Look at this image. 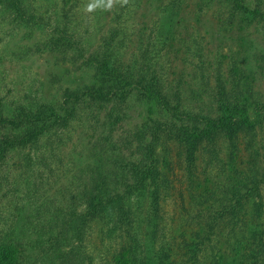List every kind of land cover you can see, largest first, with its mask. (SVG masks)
<instances>
[{"label": "trees", "instance_id": "trees-1", "mask_svg": "<svg viewBox=\"0 0 264 264\" xmlns=\"http://www.w3.org/2000/svg\"><path fill=\"white\" fill-rule=\"evenodd\" d=\"M60 1V10L55 4L52 15L37 13L25 0H0V11L6 13L3 18L11 31L25 30L28 47L33 46L35 53L53 54L55 63L68 65L71 72L91 73L93 81L63 87L57 99L49 101L26 96L25 103L16 101L8 107L0 98V173L2 168H15L12 153L28 149L22 161L30 181L23 179V184L26 192L31 191L29 185L37 191L42 170L45 181L65 177L56 172L60 166L56 154L69 140L73 126L89 120L88 129L106 127V134L96 135L89 143L85 154L91 163L78 169L84 177L72 173L66 178L64 203L63 196L54 201L46 196L33 213L20 217L18 234L0 235V264H93L87 242L94 223L100 225L102 238L115 244L111 256L115 264H264V138L258 145L264 130V93L253 92L246 78L243 84V70L234 64L228 70V87L216 76L210 90L215 117L181 111L179 97L168 94L162 80L147 70L155 43L140 51L143 64L131 65L123 57L131 42L124 15L131 14L129 5L135 0L123 3L112 20L114 25L105 36L100 33V43L93 50L88 45L89 20H74L81 0H73L66 10L61 7L71 0ZM187 1L173 0L160 7L163 21L170 24ZM251 3L196 0V8L213 9L227 26L255 23L264 30V0ZM157 30L155 38L163 43ZM34 31L38 35L32 42ZM57 80L53 76V82ZM129 103L150 107L154 117H146L115 144L110 133L124 120ZM100 114L105 121L99 120ZM44 136L51 154L39 144ZM240 140L257 164L232 168L230 176L211 184L208 192H200L195 180L196 153L206 155L200 175L210 176L214 183L224 174L220 154L233 162ZM170 143L179 148L188 185L186 207L178 194L182 211L172 229L160 214V202L172 193L161 166L164 163L167 168L168 162L160 160L157 152ZM123 150L134 159L123 157L119 152Z\"/></svg>", "mask_w": 264, "mask_h": 264}, {"label": "rangeland", "instance_id": "rangeland-1", "mask_svg": "<svg viewBox=\"0 0 264 264\" xmlns=\"http://www.w3.org/2000/svg\"><path fill=\"white\" fill-rule=\"evenodd\" d=\"M170 1L173 0H135L133 3L131 2L129 5L132 10L131 14L128 17L124 15L126 25L130 28L129 32L131 33L129 37L131 42L127 43L123 53L127 62L136 66L143 64L140 51L148 49L151 43H155L156 45L150 51V57L156 58V60L150 61L147 70L154 72L162 80L168 94L179 97L181 111L187 109L192 113L200 112L215 117V113H212L213 104L209 97L210 90L216 84V76L220 77L226 88L228 87V70L234 64L243 70L244 76L241 81L243 84L246 78V84L253 92L264 93V30L259 24L252 23L250 26H244L231 23L230 26H227L217 19L218 14L213 9L198 10L196 0H188L182 4L181 11L177 15L174 14V20L171 22L172 24H169L164 22L165 18L163 21L160 7ZM251 1L249 0V4ZM93 2L94 0H81V4L78 3L74 9L75 21L78 22L85 17L90 22L92 30L88 45L91 50L100 43L98 41L100 33L105 36L108 28L114 25L112 20L115 22L116 13L123 5V0H116L111 8H107L105 0V3L97 6L92 10L95 13L91 14L92 11H88L87 6ZM25 3H30L37 13L49 15L53 14L55 4L58 8L56 11L60 10L59 6L61 5L60 0H25ZM71 4H73V0L61 8L66 10ZM5 14L0 11V98L5 105L11 107V103L16 101L25 103L24 97L26 96L29 99L34 96L40 97L47 101L53 100V97L57 99L63 87L73 88L92 83L91 73L71 72L68 65L55 63L53 54L39 55L35 53L33 46L28 47L30 39L25 37V30L20 28L16 32H14L15 30L11 31V25L7 23L6 18H3ZM159 28L163 35V43L155 38ZM33 33L32 37L38 35L37 31ZM33 40L34 37L32 42ZM154 62L156 63L154 64ZM53 76L58 79V82H53ZM170 100L172 103L174 102V99L170 98ZM81 111L84 110L81 109ZM125 112L124 120L119 122L110 133V140L113 143L116 142L115 144H119L126 133L134 126H138L146 117H154L150 107L138 106L133 103H129ZM103 118V114H100L99 120L102 121ZM103 121L105 120L103 119ZM90 124L91 121L82 120L80 126H73L69 133V140L56 154L59 157L58 162H60L56 172L58 175L65 173V177L61 176L55 182L52 178L45 181V172L42 170V176L39 179L41 182L37 186V191L29 185L31 191L26 192L25 184H23V179L27 182L30 181L26 178L24 160L22 161L23 155L28 149L12 153L11 162L16 161L15 168H2L0 173V235L7 234L8 237H11L18 234L20 228L18 225L22 220L20 217L27 215L29 211V213H33L31 210L36 208L40 201L44 200V197L48 196L54 201L58 199L57 197L63 196L64 200L61 203L66 201L67 192L65 189L68 185H65V188L62 187L66 183V178L70 177L72 173L80 179L84 177V175H80L78 169H82L88 162L91 163L92 159L86 157L85 154L89 143L95 139L96 135L100 137L106 134V127L96 128L93 131V129H88ZM46 137L44 136L39 144L44 147L46 153L51 154L52 151L49 152L45 148L48 146L45 141ZM263 138L264 130L258 135V145ZM239 143L243 144L244 141L238 142L240 152L233 162L227 161L223 153L220 154L224 163V174L219 176L214 183L210 176L203 178L200 175V168L206 155L196 153L197 179L195 180L196 184L199 183L200 192H208L211 189V184L219 183L222 179L224 180V177L230 176L232 168L244 169L249 163L257 164L258 159L251 155L250 150L242 149L244 146ZM252 148L256 149L254 145ZM119 152L123 157L128 158L127 151ZM157 152L160 160L168 162L167 168L164 163L161 166L162 171L165 169L167 172L169 190L172 193L170 198L166 197L160 202V214L166 225L169 224L172 229L179 222L177 217L182 211L178 201L179 193L183 196L185 207L187 206L188 185L184 176V162L178 155L179 148L171 143L164 151L157 148ZM181 156L183 157V155ZM134 157L135 155L128 159L133 160ZM56 193H60V196ZM87 243V250L93 258V264H115L114 257H111L115 250V244L105 237L102 238L99 224L91 225Z\"/></svg>", "mask_w": 264, "mask_h": 264}, {"label": "clouds", "instance_id": "clouds-1", "mask_svg": "<svg viewBox=\"0 0 264 264\" xmlns=\"http://www.w3.org/2000/svg\"><path fill=\"white\" fill-rule=\"evenodd\" d=\"M116 2V0H106V7L107 8H111L113 6V4ZM128 0H123V3H127ZM105 3V0H94L93 3H90L88 6H87V10L88 11H92L94 10L97 6L101 5V4H104Z\"/></svg>", "mask_w": 264, "mask_h": 264}]
</instances>
